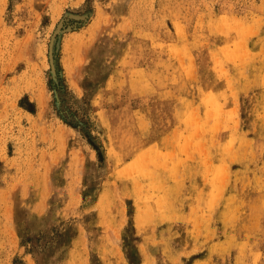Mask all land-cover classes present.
Listing matches in <instances>:
<instances>
[{"label": "rangeland", "instance_id": "374dc122", "mask_svg": "<svg viewBox=\"0 0 264 264\" xmlns=\"http://www.w3.org/2000/svg\"><path fill=\"white\" fill-rule=\"evenodd\" d=\"M0 264H264V0H0Z\"/></svg>", "mask_w": 264, "mask_h": 264}]
</instances>
